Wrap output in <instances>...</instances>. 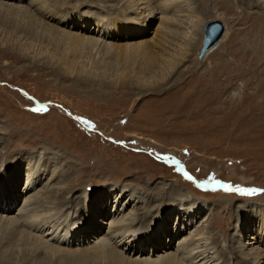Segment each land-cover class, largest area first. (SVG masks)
Instances as JSON below:
<instances>
[{"label": "rangeland", "instance_id": "obj_1", "mask_svg": "<svg viewBox=\"0 0 264 264\" xmlns=\"http://www.w3.org/2000/svg\"><path fill=\"white\" fill-rule=\"evenodd\" d=\"M0 1L36 9L32 0ZM59 1H48L55 13L37 17L34 35L23 21L8 27L0 18V181L5 185L19 177L16 196L7 189L0 209L9 207L4 214L15 217L27 207L25 198L40 191L36 205L41 206L31 213L64 226L84 221L85 205L94 208L96 193L102 192L100 206L106 211L91 221L99 225L97 233L91 227L81 230L73 245L62 244L57 253L44 243L35 248L39 231L0 225V264H111L110 245L100 255L93 235L108 232L121 216L118 208L138 221L151 209L137 225L146 241L129 242L133 237L127 235L118 245L125 264H174L165 256L179 254L185 242L198 243L197 230L204 232L198 244L207 242L215 252L212 264H264V45L249 50L242 23L245 14L257 16L254 21L264 29L263 7H246L239 0H177L182 6L175 12L152 0L159 14L148 21L123 15L126 0ZM186 3L197 11V23L219 19L225 28L219 44L202 58L197 54L204 30L190 33L194 26L190 12L182 9ZM39 19L48 21L46 26ZM102 19L113 24L104 32L97 26ZM162 20L170 25L160 34ZM57 29L84 43L64 45L61 35L56 40L50 34ZM192 36L193 44H187ZM161 44L172 61L164 72L147 69L146 57L132 56L141 50L155 54ZM238 50L240 58L232 53ZM35 161L42 164L34 169L40 170L41 182L27 194L22 190ZM48 183L54 186L52 197L43 192ZM121 188L143 200H115ZM172 188L179 191L172 198L158 195ZM63 193L69 199L57 206ZM185 202L198 210L190 216L181 207L183 212L175 211ZM170 207L168 225L162 227L172 233L149 241L147 232L161 225ZM202 258L183 264H202Z\"/></svg>", "mask_w": 264, "mask_h": 264}, {"label": "bare ground", "instance_id": "obj_2", "mask_svg": "<svg viewBox=\"0 0 264 264\" xmlns=\"http://www.w3.org/2000/svg\"><path fill=\"white\" fill-rule=\"evenodd\" d=\"M18 1H21V0H18ZM48 1L49 0H32L31 3H33V5L32 4L31 5L33 7L34 6L36 7V9H35L36 12L35 11L32 12L31 9H28V8H22L23 5H14L12 3H7L8 5H6V4H4V3H2L0 1L1 2L0 3V13H4L3 15H1L2 17L0 16V18H2V20H4L6 18L4 21H6L8 23V27H10V26L15 27V26H17V24L20 25V23H19L20 21H23L24 22V25L23 26H24L25 30H27V32H30L32 35H34L35 33L31 32V30L36 31V24H35V22L38 19L37 17H42V16L44 17V13H47L49 15V17H50V16H53L54 13H55L53 9H50L48 7V6L51 5L50 3H48ZM56 1H58V0H55V2ZM109 1L112 2V1H116V0H109ZM122 1L123 0H118V3L122 2ZM155 1L158 2V4L161 7H165V10L164 11L172 10V11H175L176 12V11L179 10V6H182L180 3H178L177 0H162L161 2H159L158 0H155ZM207 1H209V2L210 1H214V2L215 1L216 2L220 1V2H222V3L225 4V3H230L232 0H207ZM239 1L241 3H243V4H245L246 7H250V8L251 7H258V8H260V7L262 8L263 7L262 9H264V0H239ZM59 2H61V0ZM188 4L186 5V8H183L182 7V9H183V11L190 12V17H191L190 19L193 21L192 23H193V26H194V30H193V32H190V33L191 34L192 33L197 34V30L196 29H198V30L201 29L202 30L203 27H204V25H205V23L207 21L202 19L200 22L197 23L196 22L197 19L195 20V18H194V16H196V12L197 11L194 8H189V5ZM223 7H225V5ZM177 8H178V10H177ZM121 9H122V14L125 15L126 17H128L129 20H137L138 17H144V18L146 17V19L148 21H151L152 19L156 18L157 14H159V12L157 10L155 11L154 6L152 5V0H126L125 3H124V6H122ZM182 9H181V12H182ZM229 12H230V9H229ZM231 12H232V10H231ZM166 16L168 17V15H166ZM185 16H186V13H185ZM186 17L189 18L188 16H186ZM186 17H185V19H187ZM244 17L245 18H248V19L244 20L245 19ZM244 17H243L242 23L244 24L245 34H243V35H244V38L248 39L249 42H250L248 49L249 50H252L253 48H255V50H259L260 49V46L261 45H264V40L263 41H260L261 40L260 38L263 37V33H261L260 30L263 29V28L259 25L258 22H255L254 21L253 17H257V16H253L252 17V16H249V14H247V15L245 14ZM75 20L77 21V19H75ZM171 20H172V18H171ZM0 22H2V21H0ZM40 22L43 25H45V26L48 23V21H47V23H44L41 20H40ZM110 25H113V24L110 21H108V20H103L102 19V20H100V21L97 22V26L99 27L98 30L101 31V32H104L107 28L110 27ZM169 25H170L169 22L162 20L161 21V26H163V29L159 31L158 30L159 27H158L157 30L160 32V34L162 32L165 33L168 30ZM199 25H200V27H198ZM85 27L86 26H83V28H85ZM43 29H44V26H43ZM51 29H54V28H51ZM159 32H157V34ZM173 32H174V30H173ZM61 33L62 32L57 29V30L51 31L50 34L56 40L59 37L58 35H61V40L64 43V45H66V46H69V45L74 44V43H84V42L79 41L78 38H75V37L67 38V37H65L64 34H61ZM154 34H156V33H154ZM224 34H225V29H224V33H223L222 37L224 36ZM256 34H257V36H255ZM221 38L219 39L218 44H219ZM193 40H194V37L192 36V37H190V40H188V43L187 42L186 43L192 45L193 44ZM146 44H148V43H145V45ZM162 46H163V48H161V49L158 47V50L156 51L155 54H149L151 52H148L146 50H141L139 52L134 53L132 56L140 57V55H141V56L146 57L147 59L150 60V63L147 64V67L146 68L147 69H150V70H153V68H155L156 69L155 72H160L161 73V72H164L167 69V65H168L167 63L170 64L172 62L170 60V58H168L169 56L168 57L166 56L165 46L164 45H162ZM136 47H138V46H136ZM142 47H143V45H142ZM135 51H137V48H136ZM232 53L233 54H236V55H239L240 51L239 50L238 51H232ZM169 54H171V53H169ZM239 58H240V55H239ZM221 63L222 62L219 61L215 65L219 66V65H221ZM175 65H176V62H175ZM175 65H174V67H176ZM217 66H215V67H217ZM138 78H141V77L138 76ZM208 78H211V77H208ZM227 85H228L227 83H223L222 82V86L224 88ZM34 164L35 165L32 168V170L34 172H32V174H29L28 175V178H27L26 184H25V188H24V190H22V191H26L27 194H29L30 192H32L34 190H37L36 189L37 188V185L40 184V182H41L40 181V178L41 177H40V174H39L40 173V170L39 169L34 170V169L37 166L38 167H42L41 166L42 164L37 163V165H36V161H35ZM34 175H36V176H34ZM13 179L14 180H10L9 182L7 180L6 183H5V185H4V183L2 181H0V204L2 202H5L6 194H7V191L6 190L7 189H8V195L11 194V195H15L16 196V194L13 191L17 188L16 183H17V181H19V177H17V178L14 177ZM52 187H54L52 185V183H48L45 186V190H43V192L48 193L49 197H52V195H53L52 193H50V192L54 191V190L51 189ZM57 191H58V189H57ZM61 191H65V190H59L58 192H61ZM123 191H124V188H121L120 189V193H118L115 196V200H117V197H119V196H121L120 198H123L124 196L125 197L126 196L127 197H130L129 201H135L137 198H138V200H141V199L143 200V198L141 197V195H137L138 192H135V191L134 192H132V191L130 192V189L127 190V191H125L124 193H123ZM166 191L167 190H161V193H158V195L160 197H162L163 199H165V198L170 199V198H172L173 195H176L179 192V191L176 192L175 189L172 188V191H169L170 193H168L169 194L168 195V194H166ZM38 192H40V191H37V192H35L33 194H29L25 198V204L24 205L27 206V207H25V209H24V206L21 209L19 208L20 211H18V213H17V215L15 217L14 216H11L9 214H4L5 213L4 210H6V209L8 211L11 210L9 207L4 208V209H0V211L1 210L4 211L2 214H0V225H3L5 227H8V225H13V227L15 228V230L21 231V232L24 231V228L25 229L29 228V229L35 230L37 232L39 231L40 232L39 238L41 240H40V244L39 243L34 244L35 245V248H40L39 246L44 243V244L48 245V247H49V249L51 251L56 252V253L59 252L58 249H62V247H60L62 244L73 245V244H71L72 243V240L74 239L75 235L79 231L84 230V229H87V231L89 232V229L88 228L91 227V229L95 233L98 232L99 225L97 223L94 224L95 221H93V222H91V221H92V219L95 216L99 217L98 216L99 213L106 211V209H103L102 206H100V203L102 202L103 198L105 197V195H103L102 192L96 193L97 205L94 208H90V205H87V204L85 205L84 209L85 208H87V209L85 211L86 219L84 221H80V220L76 221L75 220V221H70V223L68 221V222H66V224H64V226L61 223L58 224V222H53V221L49 220L50 216L43 217V218H41L39 220L38 215L40 213H38V214L31 213L33 210H35L36 207L41 206V205H36V204H38L39 198H40V197H38ZM128 192H129V194L126 195ZM122 193H123V195H122ZM154 197H155V199H158L156 197V195ZM86 198H87V195H84V200L85 201H86ZM57 199H59V201H58V203L56 205L57 206L60 205L62 207L63 204L69 198L66 199V196L63 193L62 194V197L57 198ZM173 199H174V197H173ZM126 204H128V203H126ZM124 205H125V203H124ZM180 205L181 204L179 203V204H177L175 206L176 207L175 208V211L181 210L179 207H181L183 209H186V213H189L187 216H190L193 213H195V210L196 209L198 210V208H196L195 210H192L193 207H194V204H191L190 202L189 203H186V202L183 203L184 206H187L188 205L190 208L184 207L183 205L180 206ZM92 206H93V203H92ZM172 208L173 207H170V210L167 209L166 210L167 212L165 210L163 211L162 218L164 220L161 221V225L157 226V223H156L147 232V234L151 236L149 238L150 239L149 241H151V242H158V241L162 240V237L161 236H163V233L165 231L169 232V234L172 233L171 232L172 229L169 230V228L162 227V224L163 225H168L167 224L168 222H167L165 216L167 215L168 212H172L171 211ZM46 209H48V208L41 209V210H46ZM123 210L124 209H122V208L121 209L118 208V211L117 212H119V215L121 214V216L120 217L119 216H116V218H114V220L111 222V224L109 226V229H108V232L106 234H102V236H100L101 238L100 237L98 238L95 235H93V237L95 238V241H93V242L95 244H97V249L96 250H97V252L100 255L103 256L104 251H105V248H109V247H106V245H110V248L109 249H111V255L113 257L111 264H125V262H124L125 261V258L123 257V253L120 252V251L118 252V248H119L118 245H122L121 242L127 237V235L133 237L131 239V241H129V242H133V241L134 242H138V241L144 242V241H146V240H143L144 238L146 239V237L143 234L140 235V233H138L139 228H137V225L140 224V223L142 225L144 224V222L146 221V219L149 217L148 215H149V212L151 211V209L146 210L145 215L142 218L139 217V221L137 220V218L132 213H129V214L128 213H124ZM63 212H64V210H63ZM69 212L70 211L66 212V215L64 217V220H66L67 216L69 215ZM51 222H53V223H51ZM72 222H74L73 223L74 225L72 224ZM142 225H140V226H142ZM263 225H264V223H263ZM61 226H63V227H61ZM142 227L144 228V226H142ZM195 236H199L198 241L201 242L200 240L203 239L202 236H204V232H201V230H199V231L197 230V232L194 234V237ZM85 239H87V237H84L83 240L85 241ZM141 242H139V243H141ZM198 243H196V241H193V240H191L189 242H185V244H183L182 248H180V251L179 252L181 254L179 253V254H175V255H166L165 257L171 259L172 261H175L174 264H183V262H188V260L191 261L194 258L195 259H199L200 257H203L201 260L202 261L204 260L203 261L204 264H212L214 261L217 260V259H215V255H213L215 252H212L210 250L212 248L211 247H208V243L207 242H205L202 245H199ZM242 244H243V241H242ZM48 247H46V248H48ZM93 247H95V246H93ZM198 248H201V249L196 250ZM187 254H189V255H187ZM190 255H191V257H189ZM261 255L262 254H257L255 256V258H258V260H260V258L262 257ZM186 259H188V260H186ZM210 261H212V262H210ZM138 262L139 261H136L135 260V261H132L130 264H140ZM158 263H159L158 261H152V263L146 262L145 264H158ZM167 263H171V262H168L167 261ZM215 264H217V263H215Z\"/></svg>", "mask_w": 264, "mask_h": 264}, {"label": "water", "instance_id": "obj_3", "mask_svg": "<svg viewBox=\"0 0 264 264\" xmlns=\"http://www.w3.org/2000/svg\"><path fill=\"white\" fill-rule=\"evenodd\" d=\"M224 29V25L219 19H212L205 23L201 46L197 54L198 58H202L217 46L219 39L224 33Z\"/></svg>", "mask_w": 264, "mask_h": 264}, {"label": "snow or ice", "instance_id": "obj_4", "mask_svg": "<svg viewBox=\"0 0 264 264\" xmlns=\"http://www.w3.org/2000/svg\"><path fill=\"white\" fill-rule=\"evenodd\" d=\"M36 111H41V110H43V108L42 107H40V108H37V109H35ZM189 179H191V177H188ZM217 184H219V182L217 181L216 182ZM225 188H228V186L227 185H225L224 186Z\"/></svg>", "mask_w": 264, "mask_h": 264}]
</instances>
